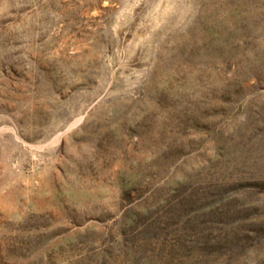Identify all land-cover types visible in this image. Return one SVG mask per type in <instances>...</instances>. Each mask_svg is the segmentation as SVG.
<instances>
[{
  "label": "rangeland",
  "instance_id": "1",
  "mask_svg": "<svg viewBox=\"0 0 264 264\" xmlns=\"http://www.w3.org/2000/svg\"><path fill=\"white\" fill-rule=\"evenodd\" d=\"M0 264H264V0H0Z\"/></svg>",
  "mask_w": 264,
  "mask_h": 264
}]
</instances>
